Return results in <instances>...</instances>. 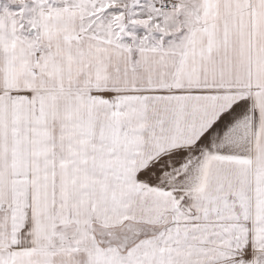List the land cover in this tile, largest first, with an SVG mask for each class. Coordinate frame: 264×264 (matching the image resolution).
<instances>
[{
    "label": "snow or ice",
    "instance_id": "6c2138e0",
    "mask_svg": "<svg viewBox=\"0 0 264 264\" xmlns=\"http://www.w3.org/2000/svg\"><path fill=\"white\" fill-rule=\"evenodd\" d=\"M0 264H264V0H0Z\"/></svg>",
    "mask_w": 264,
    "mask_h": 264
}]
</instances>
